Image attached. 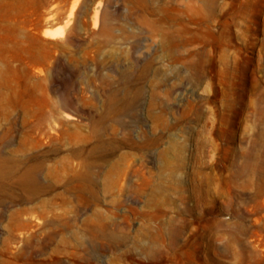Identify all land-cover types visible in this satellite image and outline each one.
I'll return each mask as SVG.
<instances>
[{"label":"rangeland","instance_id":"rangeland-1","mask_svg":"<svg viewBox=\"0 0 264 264\" xmlns=\"http://www.w3.org/2000/svg\"><path fill=\"white\" fill-rule=\"evenodd\" d=\"M0 264H264V0H0Z\"/></svg>","mask_w":264,"mask_h":264},{"label":"bare ground","instance_id":"bare-ground-1","mask_svg":"<svg viewBox=\"0 0 264 264\" xmlns=\"http://www.w3.org/2000/svg\"><path fill=\"white\" fill-rule=\"evenodd\" d=\"M5 170V169H4ZM171 239H172V237H171Z\"/></svg>","mask_w":264,"mask_h":264}]
</instances>
